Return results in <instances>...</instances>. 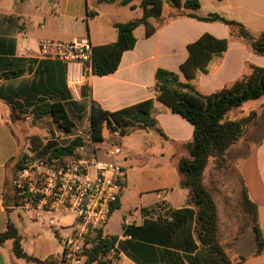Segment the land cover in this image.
I'll list each match as a JSON object with an SVG mask.
<instances>
[{
	"label": "crops",
	"instance_id": "obj_1",
	"mask_svg": "<svg viewBox=\"0 0 264 264\" xmlns=\"http://www.w3.org/2000/svg\"><path fill=\"white\" fill-rule=\"evenodd\" d=\"M185 1L182 0V3ZM199 2L200 8L197 11L182 8V15L172 17L179 13L178 10L171 8L165 13L164 9L160 18H151L149 23L155 28V32L150 37L146 36V27L139 26L134 31L137 43L134 49L123 54L117 71L107 76L90 74L75 91L69 86L68 66L41 56V41L71 42L88 37L94 47L114 43L118 38L114 25L132 20L124 9L133 11V18H142L143 11L138 6L139 2L121 6L100 4L97 0H0V60L22 58L38 61L31 73L5 82V94L23 103L27 114L34 104L42 100L61 102L74 121L73 128L69 132L65 131L66 135L53 129L56 124L50 117L34 119L26 114L22 115L21 121L12 122V110L0 98V233L6 231L9 221L12 222L10 212L18 209L12 207L15 196L12 187L14 165L23 154L30 152V137L43 136L39 133L29 134V129L47 130L49 134L44 136L47 137L46 142L54 140L64 145L90 132L93 105L115 112L153 99V116L157 120V129H135L129 136L122 138L118 133L111 135L105 129L104 141L97 143L99 156L119 163L127 173L126 190L105 226L104 234L119 238V252L116 254L118 264H197L195 257L201 249L196 232L197 209L191 201L189 190L180 186L181 175L178 170V161L189 155L188 145L193 140L194 127L157 101L156 73L159 69L174 72L182 82H186L181 66L189 57L188 45L206 33L217 39L227 40L228 48L221 55H215L207 71L199 73L192 81L203 94L211 95L232 86L247 75L250 65L264 68V57L255 54L249 45L238 39L233 27L197 18L218 14L259 34L264 32V0ZM132 5L135 6L134 9L131 8ZM28 66L29 64H25V67ZM72 69L77 72L78 66H73ZM44 123H49L51 132L54 133ZM14 124L17 130L22 131L20 138L13 129ZM154 135H158V138H154ZM115 148L119 152L111 154ZM233 150L240 151L241 145H233L224 158ZM34 156L37 157L35 154ZM212 163L216 167L217 178L221 170L214 160L209 162L204 173V184L208 190L207 174ZM234 163L238 165L242 175L241 180L239 179L241 198L238 196L237 202H244L246 194L257 205L260 224L264 218V134L253 146L249 158L244 154L238 156ZM209 192L218 208L219 232L221 236L227 232L231 239L235 238L236 248L244 233L236 226V215L231 204L233 198L228 194H223L224 197L220 198L210 190ZM220 206L222 209L225 206L222 211H226L225 222L221 219ZM28 212L42 213L43 217L49 219L46 229L61 251H51L44 255L37 250L31 255L26 252L22 242L25 252L41 261L51 256L60 258L63 252L60 239L67 236L74 217L67 226L58 227L55 220H52L53 215L66 217L70 213ZM112 218L121 219L120 230L117 232L108 231ZM124 227L141 230L132 240H127ZM222 245L232 260L230 249L224 243ZM12 247V241L0 246V264H28L14 255Z\"/></svg>",
	"mask_w": 264,
	"mask_h": 264
},
{
	"label": "trees",
	"instance_id": "obj_2",
	"mask_svg": "<svg viewBox=\"0 0 264 264\" xmlns=\"http://www.w3.org/2000/svg\"><path fill=\"white\" fill-rule=\"evenodd\" d=\"M98 3L119 4L129 6L138 1L143 11L141 19H134L125 23H116L118 31L117 41L114 43L96 46L93 50L92 74L107 76L117 71L125 52L134 49L137 39L134 31L141 25L146 27V36L150 37L155 28L151 26V18H160L165 3L177 9L179 13L172 17L182 15V8L197 11L200 8L199 0H97ZM132 9L135 6H131ZM94 14H89L92 16ZM192 16H194L192 14ZM205 22H221L235 29L236 37L249 45L253 52L264 57V32L255 34L244 25L233 20H227L218 14H209L206 17H197ZM228 48V41L217 39L210 34H203L197 41L188 45L189 57L182 64L181 71L186 82L179 76L167 70L159 69L156 73L157 101L166 105L173 113L186 119L194 127L192 142L188 145V157L178 161V170L181 175L180 186L187 188L191 194V201L197 209V238L201 249L197 252V264H244L247 258L240 256L238 260L231 261L227 256L219 237V214L217 205L204 184V173L213 159L218 166L224 160L227 151L246 135L247 131L257 120L256 112L245 117L230 120L227 115L240 108L249 101H256L264 97V68L250 65L247 75L237 80L232 86L223 88L211 95L203 94L193 84L201 72L207 67L215 55H221ZM37 60L22 58H2L0 60V98L11 108V121H21L26 115V106L5 94V82L14 81L24 77L33 70ZM25 64H29L25 67ZM264 108V105H263ZM154 100L149 99L138 104L109 112L93 105L90 115V133L96 143L104 141L103 131L106 129L111 135L118 133L119 137H126L135 129H157V120L153 116ZM34 119L50 117L62 130L69 132L74 121L70 118L65 105L61 102H48L42 100L34 104L28 113ZM27 114V115H28ZM164 136V134L159 131ZM29 151L37 157L50 155L52 157L72 156L74 150L82 144L76 138L67 144L61 145L47 137L35 135L30 137ZM15 163L14 169L24 167L23 159ZM118 205V204H117ZM114 208L113 212L115 211ZM246 212L250 215L256 249L253 257H259L264 252V236L259 228L257 205L244 195ZM127 240H132L141 229L124 227ZM99 242L88 253L85 264H110L105 259L107 253L119 252V238L116 236H103L99 233ZM12 241L13 253L18 259L34 264H59V258L51 256L45 261L29 256L23 249V236L16 226L9 221L5 232L0 233V246Z\"/></svg>",
	"mask_w": 264,
	"mask_h": 264
},
{
	"label": "built area",
	"instance_id": "obj_3",
	"mask_svg": "<svg viewBox=\"0 0 264 264\" xmlns=\"http://www.w3.org/2000/svg\"><path fill=\"white\" fill-rule=\"evenodd\" d=\"M93 50L88 37L40 43L43 58L68 66L69 86L75 91L92 74ZM73 66H78L77 72ZM78 138L82 144L72 156H43L39 160L44 161H38L36 170L20 169L13 186L15 207L19 210L61 211L74 216L67 236L60 239L63 252L59 264H85L89 251L99 242V233L105 236L104 228L127 186L124 167L99 156L90 132ZM118 152L115 148L111 154ZM114 254L111 250L105 256L111 264L118 261L111 257Z\"/></svg>",
	"mask_w": 264,
	"mask_h": 264
},
{
	"label": "rangeland",
	"instance_id": "obj_4",
	"mask_svg": "<svg viewBox=\"0 0 264 264\" xmlns=\"http://www.w3.org/2000/svg\"><path fill=\"white\" fill-rule=\"evenodd\" d=\"M171 8L172 7H170L168 3H165V6H164L165 13H168ZM124 10H126V12L130 14V17L132 20L137 19V18H133L135 17V13L133 11H129L130 9H124ZM137 11L138 13H140V10H137ZM263 105H264V97L256 101H249L243 104L240 108L231 111L227 115L228 119L237 120L239 118L247 116L251 112H256L257 120L255 124H253V126L247 131L246 135L240 140L241 142L239 141V144L241 145V150L238 152H235L233 150L226 156V158H224L220 166L217 165L218 168L221 169L219 178H217V175L215 174L216 167L213 163L211 164V167L207 174V183L209 186V190L212 193H214V195H217V196L219 195L220 198L221 197L223 198L224 197L223 194H228L233 198V201H231L232 202L231 204L234 208V212L236 215L235 216L236 223H237L236 226L238 228H241V232L244 234L240 242H238V245L236 246V248L234 245L237 241L233 240L235 238L231 239L229 235L227 234V232H225V235L223 236H221V233L219 232V237H220L221 244L224 243V246L230 249L229 250L230 256L232 258L231 261H236L239 259L240 256H244L247 258V261L244 264H264V252L259 257L254 258L252 256V254L254 253L256 249L254 234L252 230V223H251L252 221H251L250 215L245 210L244 202H242L241 200L237 202V199L241 196L240 188H239L240 186L239 181L241 180L242 175H241L238 165H236L235 163L233 164V161L235 162V159L238 156H243L244 154H245V157L249 158V155H250L251 150L253 149V146H255V144H257L260 141L261 137L263 136L264 134ZM43 125H45L46 127L48 126L47 129H50V132H51L52 128L49 127V123H44ZM15 126L16 124H14L13 129L15 130L17 136L20 138L21 137L20 135H22V131L21 129L17 130V127ZM53 129H55V131L57 130L59 134L66 135V132L62 129H59L57 125H53ZM46 131L47 130L40 131V130H36L32 128L31 130L29 129V134L39 133V134H42L43 136L45 135L47 136L49 132H46ZM154 136H155L154 138H158V135H154ZM54 137H56V135H54ZM29 147H30V141H29ZM156 147H158L157 144H156ZM31 154L33 153L29 152L27 154L26 159H23L24 167H32L36 170L37 164L44 160L40 161L39 159H41L42 157L37 158L34 156V154L33 155ZM14 171H15L14 173L15 175L14 181H15L19 170L14 169ZM14 181L12 183V187L14 186ZM14 199H15V196H14ZM229 205H230V202H229ZM224 208L225 206L223 207V209ZM223 209L220 206V213L223 211ZM225 212H222L221 214V217H222L221 219L223 222H225L227 219ZM73 217L74 216L72 214L67 215L66 217H61L59 216V214H54L52 220H55V224L58 227H60V226H67L71 222ZM10 219L14 223L16 228L19 230V232L22 234L24 238L23 245L27 253H30L31 255H33L34 253H36L35 251L38 250V251H41L42 254L46 255L50 253L51 251H56V250H57L56 252L61 251V248L54 241V237L52 236V234H50L47 231L46 226H47V222L49 221V219L43 217L42 213L38 214V213L28 212L24 210L13 209L10 212ZM34 219H37L38 221L36 222ZM120 223H121L120 218H112V220L109 223L108 231L109 230L110 232L119 231ZM259 228L261 229L263 236H264V218H262V221L259 224ZM235 237L237 236L235 235ZM112 256L114 255H111V257ZM105 259L110 262L109 259L107 258ZM20 262H25V261L20 260ZM28 264H33V263H28ZM116 264H118V261L116 262Z\"/></svg>",
	"mask_w": 264,
	"mask_h": 264
},
{
	"label": "water",
	"instance_id": "obj_5",
	"mask_svg": "<svg viewBox=\"0 0 264 264\" xmlns=\"http://www.w3.org/2000/svg\"><path fill=\"white\" fill-rule=\"evenodd\" d=\"M13 202H14V204L12 205V207H15V199H13Z\"/></svg>",
	"mask_w": 264,
	"mask_h": 264
}]
</instances>
